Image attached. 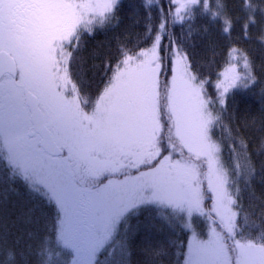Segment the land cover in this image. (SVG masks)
I'll list each match as a JSON object with an SVG mask.
<instances>
[{
  "label": "snow or ice",
  "instance_id": "6c2138e0",
  "mask_svg": "<svg viewBox=\"0 0 264 264\" xmlns=\"http://www.w3.org/2000/svg\"><path fill=\"white\" fill-rule=\"evenodd\" d=\"M155 2L146 0L145 7ZM118 3L0 0V155L32 192L55 205V244L71 256L50 251L52 240L45 236L35 253L29 244L16 259L8 250L9 209L0 204V252H6L0 264H99L98 254L107 248L109 256L119 252L113 264H125V245L115 242L118 225L144 204L165 206L185 220L192 236L184 264H264V217L258 228L250 224L241 189L233 190L255 165L240 142L243 163L230 146L234 163L226 168L215 138L218 127L226 129L231 91L257 82L254 64L237 49L244 71L230 58L217 73L213 97L208 78L201 79L169 31L194 19L201 4L211 22H222V34L230 35L239 18L231 16L227 0H215V11L211 0H168L167 12L161 0L159 24L151 11L146 16L143 42L150 44L139 51L121 47L115 65L106 62L93 99L66 48L79 47L81 29L91 32L97 21L103 27ZM240 7L247 38L250 26L264 25V0H241ZM245 185L254 194L248 179ZM193 214L206 223V239L193 227ZM249 229L258 234L246 235Z\"/></svg>",
  "mask_w": 264,
  "mask_h": 264
},
{
  "label": "trees",
  "instance_id": "16d2710c",
  "mask_svg": "<svg viewBox=\"0 0 264 264\" xmlns=\"http://www.w3.org/2000/svg\"><path fill=\"white\" fill-rule=\"evenodd\" d=\"M227 2L231 16L234 20L239 18L230 28V35L221 33V21L211 22V13L202 14L203 4L195 9L194 19L178 21L170 26L169 31L183 43L193 60L194 70L200 74L201 79L208 78L206 89L213 97L216 94L214 85L217 73L227 67L230 58L232 63H238L239 71H244L243 58L237 49L246 53L254 64L257 82L246 89L237 88L231 91L227 99V111L223 114V125L226 129L218 127L215 138L222 142V161L230 170L234 163L230 146L241 153L243 163L240 142L247 145V155L251 157L255 171L250 177L247 173L240 177L233 190L240 187L242 205L249 213V222L258 228L264 217V207L261 205L264 201V25L257 23L250 26L248 37L245 38L242 25L246 16L240 7L241 0ZM162 3L167 12L168 0H162ZM253 3H259V0H253ZM145 4L146 0H119L115 16L103 28L100 26L93 29L89 36L88 31L84 30L80 35L82 39L79 47L75 51L72 48L76 59L71 68L78 73V78L91 84L93 99L106 62L115 65L116 60L121 58V47L139 51L150 44V41L143 42L146 16L151 11L154 22L159 24L158 9L161 0H156L154 5L148 4L147 7ZM211 9L215 11V0H211ZM172 12H175V6ZM167 43L168 39L165 38L164 44ZM229 49H232L231 53ZM233 140L237 143L234 144ZM245 179L249 180L254 194L246 187ZM0 204L9 209L8 250L13 252L16 259H19L21 251L27 250L29 244L35 253L38 240L45 236L51 237L52 243L48 245L50 251L68 253V250H62L55 244V205L47 203L45 198L32 192L21 177L7 169L1 157ZM210 204L211 201H208L209 206ZM242 217L243 213V223ZM184 223L185 220L176 217L170 208L157 204L140 205L128 215L126 221L118 225L116 243L123 241L125 245V264H184L187 242L192 233L183 226ZM192 225L199 231L200 237H206L208 228L202 217L193 214ZM29 233H35L36 238L30 237ZM245 234L255 236L258 233L249 229ZM17 240L18 243H15ZM5 256L6 252H0V259ZM44 258L46 256L41 257ZM30 259L34 262L37 257L32 255ZM61 259H71V256L67 254ZM98 261L101 262L100 258ZM113 261L114 259H107L101 264H113Z\"/></svg>",
  "mask_w": 264,
  "mask_h": 264
},
{
  "label": "rangeland",
  "instance_id": "374dc122",
  "mask_svg": "<svg viewBox=\"0 0 264 264\" xmlns=\"http://www.w3.org/2000/svg\"><path fill=\"white\" fill-rule=\"evenodd\" d=\"M178 6H179V5H178ZM98 27H100V25H99V22L97 21L96 23H94V24L92 25V30H93V29L95 30V29L98 28ZM103 27H104V26H103ZM103 27H101V28H103ZM84 30H86V29H81V31H80V35H81V33H83ZM87 31H88V30H87ZM91 33H92V31H91V32L88 31V34H87V35L89 36V35H91ZM81 39H82V37L80 38V41H81ZM80 41H79V44H80ZM76 43H77V41H75V40L72 41V44H73V45H75ZM66 51H72V48H71V47H67V48H66ZM69 87H70V86H69ZM0 157H1L2 160L4 161L5 166L7 167V169H8L11 173H13L11 167L7 165V163H6V161L3 159L2 155H0ZM133 175H135V173H133ZM118 179H123V177H118ZM105 182H106V181H105ZM147 205H151V204H147ZM160 206H162V205H160ZM196 215H198V214H196ZM198 216H199V215H198ZM207 228H208V227H207ZM195 230H196V229H195ZM118 231H119V230H117V234H118ZM196 232L199 234V231H198V230H197ZM117 234H116V236H115V242L118 241ZM191 236H192V233L190 234L189 239L191 238ZM200 238H202V239H206V238H207V235H206V237H200ZM188 242H189V240H188ZM188 242H187V246H186V254H187V252H188ZM109 251H111V248H107L106 250L102 251V253L98 254V259L100 258V260H101V262H100L99 264L103 263V262H104L105 260H107V259L112 260V259H116V258L119 256V253H114L113 256H109V255H108ZM186 254H185V256H186ZM126 257H127V255L124 257V260L126 259ZM184 261H185V259H184Z\"/></svg>",
  "mask_w": 264,
  "mask_h": 264
}]
</instances>
